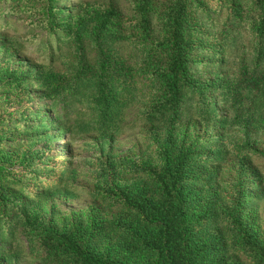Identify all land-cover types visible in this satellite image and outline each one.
<instances>
[{
	"label": "trees",
	"instance_id": "trees-1",
	"mask_svg": "<svg viewBox=\"0 0 264 264\" xmlns=\"http://www.w3.org/2000/svg\"><path fill=\"white\" fill-rule=\"evenodd\" d=\"M2 1L13 4L6 14L29 15L31 26L49 34L64 32L66 37H57L60 42L89 41L98 50L94 73L79 77L90 91L83 103L93 109L98 128L109 126L111 114L126 106L129 99L120 95L134 93L137 77L149 90L150 103L141 115L164 128L150 135L148 156L112 157L99 171L92 195L119 214L98 219L90 229L84 222L53 229L37 213L25 212L6 187L8 171L0 167V242L16 223L28 244L40 246L41 264H264V233L242 223L239 183L216 191L209 189L215 176L202 179L195 174L230 151L195 153L203 140L180 127L184 107L192 108L199 120H217L208 94L225 97L228 92L223 79L203 83L199 77L205 59L217 58L205 45L204 21L224 10L230 25L246 31L255 59L263 64L264 0H126L136 16L132 21L100 4H86L78 15H68L56 7L61 0ZM122 41H130L142 55L135 68L127 69L119 57L109 56L110 47ZM253 80L248 79L250 84ZM8 82L10 87L15 83ZM258 97L264 101V82ZM17 128L24 129L20 124ZM21 160L29 166L24 167L29 168L27 177L39 180L40 156L26 153ZM252 181L263 183L257 175Z\"/></svg>",
	"mask_w": 264,
	"mask_h": 264
},
{
	"label": "rangeland",
	"instance_id": "rangeland-1",
	"mask_svg": "<svg viewBox=\"0 0 264 264\" xmlns=\"http://www.w3.org/2000/svg\"><path fill=\"white\" fill-rule=\"evenodd\" d=\"M58 4L68 15H78L86 4H100L128 21L136 19L126 0H61ZM12 6L0 2V167L9 173L6 187L25 212L37 213L53 229L83 222L90 229L98 219L111 220L119 214L115 206H105L92 195L99 171L106 169L112 157L148 156L153 147L150 135L163 133L164 125L150 123L141 115L150 103L149 90L137 77L134 93L120 95L129 99L126 106L111 114L109 126L98 128L93 109L83 103L90 91L79 82V77L94 73L98 50L89 41L60 42L57 37H66L64 32L49 34L31 26L29 15L6 14L4 10ZM208 20L202 33L217 58L205 59L199 77L203 83L213 77L223 79L227 96L208 94L217 120H199L192 108L184 107L180 127L203 140L195 153L230 151L221 162L212 161L195 174L202 179L215 176L209 189L216 191L237 181L242 188V223L264 233V122L259 123L264 120V101L258 97L264 63L255 59L246 31L226 21L224 10L211 13ZM110 48L109 56L119 57L127 69L135 68L142 57L130 41ZM251 76L253 84L248 81ZM8 80L15 82L13 86ZM26 153L42 159L43 170L36 182L27 177L29 168L24 169L28 164L21 159ZM253 175L263 183L253 182ZM42 256L38 244L27 243L19 224L14 223L0 242V264H41Z\"/></svg>",
	"mask_w": 264,
	"mask_h": 264
}]
</instances>
